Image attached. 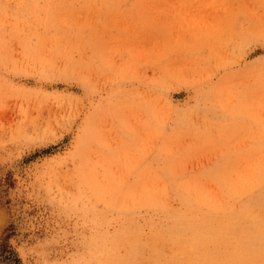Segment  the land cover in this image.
I'll list each match as a JSON object with an SVG mask.
<instances>
[{
	"label": "rangeland",
	"instance_id": "rangeland-1",
	"mask_svg": "<svg viewBox=\"0 0 264 264\" xmlns=\"http://www.w3.org/2000/svg\"><path fill=\"white\" fill-rule=\"evenodd\" d=\"M262 262L264 0H0V264Z\"/></svg>",
	"mask_w": 264,
	"mask_h": 264
},
{
	"label": "bare ground",
	"instance_id": "bare-ground-1",
	"mask_svg": "<svg viewBox=\"0 0 264 264\" xmlns=\"http://www.w3.org/2000/svg\"><path fill=\"white\" fill-rule=\"evenodd\" d=\"M249 238L251 239H255V235L254 234H249L248 235ZM200 245V241H196V242H193L192 243V247L190 248L191 251H193L194 253L196 252L197 248L199 247ZM180 252H177V255L179 254ZM186 264H189V263H186ZM251 264H254V263H251ZM262 264H264V262H262Z\"/></svg>",
	"mask_w": 264,
	"mask_h": 264
}]
</instances>
